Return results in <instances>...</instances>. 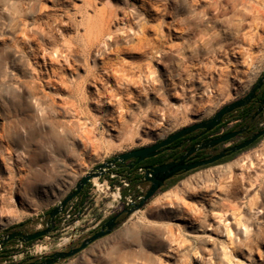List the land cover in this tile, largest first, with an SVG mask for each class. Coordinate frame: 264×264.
<instances>
[{
	"label": "rangeland",
	"instance_id": "rangeland-1",
	"mask_svg": "<svg viewBox=\"0 0 264 264\" xmlns=\"http://www.w3.org/2000/svg\"><path fill=\"white\" fill-rule=\"evenodd\" d=\"M232 6V0H0V135L17 132L24 142L20 149L27 157L39 158L37 169L42 174L36 190L22 196L15 193L16 202L5 194L0 202V235L21 223L25 225L17 229L25 233L43 229L49 210L83 176L120 154L209 119L243 98L264 73V19L249 16L244 22L238 44L254 59L244 85H234L218 74L190 80L199 63L187 50L194 40L190 28L195 27V19L216 9L230 14ZM178 53L185 60L176 68L180 75L171 79L159 62L173 66ZM210 76L216 85L205 92L197 90L199 81L209 83ZM133 79L142 85L131 84ZM114 89L121 93L113 103L97 101L99 93L107 95ZM119 97L122 104L115 101ZM99 119L101 123L94 125ZM88 131H92L90 139L85 137ZM55 136L63 139L62 150L56 147ZM17 149L15 141L0 139V171H6L2 157L10 156L9 151L13 155L7 166L16 171L21 152ZM263 150L264 138L232 159L162 188L145 206L123 218L110 235L57 264H219V250L229 245L239 263L264 264V155L260 161L254 158ZM236 162L244 170L233 167L224 175L231 184L224 219L233 227L235 217H251L258 227L247 236L238 235L245 242L232 246L221 223L219 250L211 248L209 259L205 238L189 237L191 222L178 220L190 217V208L200 205L185 194L175 210L163 194L200 173L216 178L215 169ZM3 173L1 179L9 182V175ZM242 178L245 184H236ZM14 179L18 185L17 176ZM89 184L83 205L78 206L79 198L71 201L51 233L28 247L20 241L9 245L5 251L15 258L7 264L74 248L114 212L131 207L114 200L112 188L106 191ZM257 196L259 202L252 206ZM168 236L180 244L177 255H167L171 253ZM37 246L44 248L39 251ZM239 263L229 258L221 264Z\"/></svg>",
	"mask_w": 264,
	"mask_h": 264
},
{
	"label": "bare ground",
	"instance_id": "bare-ground-1",
	"mask_svg": "<svg viewBox=\"0 0 264 264\" xmlns=\"http://www.w3.org/2000/svg\"><path fill=\"white\" fill-rule=\"evenodd\" d=\"M232 3L233 6L230 14H227V12L223 13L218 9L212 14L206 12L195 19V27L190 28L194 40L187 45V50L190 56L199 60L198 65L194 68L196 73L191 75V81H193L195 77L201 79L204 74H218L226 76L234 85L242 86L246 83L245 78L249 75L253 67L254 59L247 54L245 48L240 46L238 42L242 37L244 22L249 16H253L256 21L264 19V0H232ZM178 58L179 60L174 62L173 66H168L161 61L159 62L169 73L171 79L180 75L176 68H181L185 60L184 56L179 53ZM229 66L233 67L232 71L228 69ZM226 72L227 74H225ZM210 78L211 81L209 83H203L200 80L199 82L201 85L197 90H203V92H205L209 87L215 86V78H213V76H210ZM93 82L97 84L98 79L95 78ZM131 84L137 87L142 85L140 81L134 79ZM234 88L237 89L236 86H234ZM96 91L98 90L96 89ZM120 93L121 90L118 89H114L112 93H107V95L101 96V93H99L97 101L103 102V100H107L109 103H113L114 98L120 96ZM115 101L118 104H122L120 97ZM93 123L94 125L100 124L101 119L94 120ZM91 133L92 131H88L85 137L90 139ZM0 139H7L9 142H11V140L15 141L19 148L17 151L21 150L20 148H24L22 137L17 132L15 133V131L4 132L0 135ZM54 139L56 147L59 150L65 148L63 139L56 136ZM8 153L10 156L2 157L6 166V171L0 172L9 175L7 177L9 182L2 180L0 177V202L4 200L7 192L10 194L11 202H16L14 198L15 193L18 192V194L22 196L27 191L36 190L40 186V179L42 177L41 172L37 169V161L39 160L37 156L27 157L26 153L21 150V152L17 154L16 161L19 163L15 165L16 171H13L7 166V161L12 159L11 156L13 152L9 151ZM263 155L264 150L256 154L254 158L260 161V157ZM233 167L244 170V165L236 162L224 168L215 169L216 178L209 177L207 172L200 173L195 177H189L183 180L177 186L163 194V199L168 202L167 204L170 208L175 210L179 209V202L183 201L182 195L185 194L200 205L198 209L190 208L192 212L190 217H178V220L184 218L191 222V231L188 234L189 237L194 239L201 237L205 238V251L209 259H211L212 256L211 248L219 250L216 242L219 237L223 236L218 231L221 227V223L224 224L226 236L228 240H230L232 246L242 245L245 242V240L241 239L238 235L242 234L247 236L253 228L258 227V224H255L251 217H235V226L233 227H231L228 220L224 219L227 213L223 212L228 206L227 202H229L228 197L230 196L231 188L230 180H228L229 177L226 178L224 175L225 173L231 172ZM15 176H17L18 185L14 179ZM244 181L245 179L242 178V180L237 181L236 184L240 183L244 185ZM1 190L3 192H1ZM112 196L114 200L118 199L117 193H113ZM258 200L259 197L257 196L255 202L251 203L252 206H256L259 202ZM261 205L264 206V192L262 193ZM196 215L200 218H195ZM176 216H179V214ZM192 220H194V222H192ZM262 222L264 223V216ZM167 242L170 245L169 251H171V253L167 255H177L176 249L180 247L179 242L172 236L167 237ZM43 248V246H37V250L39 251ZM231 249L232 247H230V245L228 247H221L218 258L219 264L224 263L225 259L229 258L234 259L238 263L240 262L241 259L239 256L232 252Z\"/></svg>",
	"mask_w": 264,
	"mask_h": 264
},
{
	"label": "water",
	"instance_id": "water-1",
	"mask_svg": "<svg viewBox=\"0 0 264 264\" xmlns=\"http://www.w3.org/2000/svg\"><path fill=\"white\" fill-rule=\"evenodd\" d=\"M264 84V73L260 77V79L257 81L254 88L251 90L250 93H248L243 98L232 102L224 107H222L219 111H217L211 118L206 119L202 122L184 127L175 133L169 135L166 139L162 140L159 143L145 146L139 149H134L129 152L120 154L119 156L114 157L110 162L107 164H102L97 168V171L95 173H88L86 176H83L80 181L76 184L74 190L70 193H68L65 198L59 202L57 206H55L49 213V220L46 224V228L37 230L32 233H23V232H13L10 234L5 235L0 240V246L6 245V243L9 240L19 238L21 242L27 243L31 241L39 240L45 236H47L49 233H51L55 229V219L58 217L65 208L69 205L71 201H73L84 189L85 186H87L90 183V180L94 176H98L104 172L105 168H111L116 163L124 164L126 161L131 159H136V162L134 164H138L141 161L151 158L154 155H156L160 148L166 147L167 145L171 144L175 140L192 133L196 131L197 129H204V132L213 130L223 119V117L231 112H233L236 109L242 108L249 104L252 99L255 97V92ZM240 132H231L228 134H225L217 139H214L210 142H207L203 145H201L198 149H206L214 147L220 143H224L226 141L231 140L236 135H238ZM264 135V129L260 131L259 133L255 134L253 137L248 139L247 141L232 147L229 149V152L235 153L237 151L243 150L247 147H249L251 144L256 142L259 138H261ZM194 150H191L189 152L192 153ZM226 151H223L217 155H214L210 157L207 160L199 161L190 165H181L180 163H169L164 164L155 168H146L145 175L143 177L144 180L152 182L151 187L149 190L145 193V195L141 196L138 199V202H134L131 204V208L126 207L123 209V212L127 214V216L131 215L134 211L141 209L143 206L146 205V203L159 191V189L164 184V179L171 177L175 173L186 170L190 171L193 169H197L199 167L211 165L221 159H223L226 156ZM133 166H130V168ZM121 215V213L113 216L111 219L107 220L100 228L99 231H96L91 236L85 238L78 246L71 248L69 250H63V251H57L55 253L46 255L44 257L38 258L35 261H31L28 263H22V264H57L59 261L66 260L69 258H72L78 254H80L83 250L87 249L91 244L94 242L110 235L113 230L117 226V218Z\"/></svg>",
	"mask_w": 264,
	"mask_h": 264
},
{
	"label": "flooded vegetation",
	"instance_id": "flooded-vegetation-1",
	"mask_svg": "<svg viewBox=\"0 0 264 264\" xmlns=\"http://www.w3.org/2000/svg\"><path fill=\"white\" fill-rule=\"evenodd\" d=\"M256 83L252 86V88L248 91V93L251 92V90L254 88ZM200 122H202V121H200ZM197 123H199V122H197ZM263 129H264V84L261 87V89H259L255 92V97L252 99V101L249 104H247L246 106H244L242 108L236 109L233 112L225 115L223 117L222 121L213 130L204 132V129H197L196 131L189 133V134L175 140L174 142L167 145L166 147L160 148L159 150H157L158 153L156 155H154L151 158H147L138 164H134L136 162V159L128 160L124 164L116 163L114 171H116L117 173H122L125 170H128L132 177H134L136 175H141L143 186L145 188L143 195H145V193L149 190V188L152 185V182L146 181L143 179L145 172H146V168H155V167H158V166H161L164 164H169V163H180L181 165H190V164H193V163H196L199 161L207 160L214 155H217L223 151L228 150L226 152V156L223 159H221V160H219V161H217L211 165L199 167L197 169H193L190 171L181 170V171L175 173L174 175H172L171 177L164 179V181H163L164 184L159 189V190H161L162 188H165L167 186L178 183L185 176L189 175L192 172H195V171L202 169V168H205V167H209V166H213V165L222 163L228 159L234 158L235 156H237L238 154H240L242 152H245L246 150H249L250 148L254 147L259 141H261L264 138V135L258 139L259 141L257 140L256 142H254L249 147H247L243 150L237 151L235 153L229 152L230 148L235 147V146L247 141L248 139L253 137L255 134L262 131ZM231 132H240V133H238V135H236L231 140L226 141L224 143H220L214 147L206 148V149H198L201 145H203L207 142H210L214 139H217V138H219L225 134L231 133ZM167 137L160 139V140H157L153 144L159 143L162 140L166 139ZM153 144H151V145H153ZM140 148H142V147H140ZM137 149H139V148H137ZM191 150H194V151L189 154V152ZM130 166H133V167L130 168ZM139 168H142V170H143L142 174L137 173ZM90 183H91V181H90ZM128 208H131V207H128ZM119 213H121V215L117 218V225H118L121 222V220L127 216V214L125 212H123V209L114 212L107 220L111 219L113 216H115ZM103 224H101V226ZM101 226L98 228L97 231L100 230ZM44 228H46V227H44ZM13 232H23V231L21 229H15V230L8 231V232L0 235V240L5 235L13 233ZM23 233H25V232H23ZM19 241H20L19 238L9 240L6 243V245H4L2 249H0V253H2L4 250H6V248H8L9 245L16 243V242H19ZM21 243L24 245V242H21ZM37 259L38 258H35L34 260H27L26 259L23 262H21L20 264L35 261Z\"/></svg>",
	"mask_w": 264,
	"mask_h": 264
},
{
	"label": "built area",
	"instance_id": "built-area-1",
	"mask_svg": "<svg viewBox=\"0 0 264 264\" xmlns=\"http://www.w3.org/2000/svg\"><path fill=\"white\" fill-rule=\"evenodd\" d=\"M114 168H115V165H113L111 168H108V171H107V169H104V173H102L98 176L92 177V179L90 180L92 183V188L101 186V187L105 188L106 191H110L112 188L114 190V193L118 194V200L119 201L122 200L123 202H126V204L128 206H130V203L131 204L134 203L132 201V199L133 198L135 199V197H134L135 192L133 190H131V191L129 190V193L123 197L121 194V189L122 188L130 189V182L128 180V177L131 176V174L129 173L128 170H125L124 172L119 174L116 171H114ZM137 173L142 174L143 173L142 168H139ZM136 188H137L138 192H140V193L144 192L143 188L140 185H138ZM140 197H138L137 199H139ZM65 212H66V208L59 215V218H61ZM69 217H70V214L68 215V218ZM2 248H3V246H0V249H2ZM12 248L13 247H11L10 249H12ZM11 258H15V256L7 255V253H6V257L4 258V261L1 262L0 264H7L8 262L11 261Z\"/></svg>",
	"mask_w": 264,
	"mask_h": 264
},
{
	"label": "trees",
	"instance_id": "trees-1",
	"mask_svg": "<svg viewBox=\"0 0 264 264\" xmlns=\"http://www.w3.org/2000/svg\"><path fill=\"white\" fill-rule=\"evenodd\" d=\"M259 141V140H258ZM128 180L130 182V189L128 188H122L121 189V194L122 196H126L128 193H129V190H133L135 192L134 194V197L135 199H137L138 197L140 196H143V193H140L137 191V186L140 185V186H143V182H142V176L141 175H136L134 177L132 176H129L128 177ZM89 185L88 184L87 186L84 187L83 191L76 197V198H79V202H78V206L81 207L83 205V203L85 202L86 198H87V193H88V188H89ZM75 198V199H76ZM53 209V208H52ZM50 209L49 212L47 213V216L49 217V213L50 211L52 210ZM57 218V217H56ZM56 221V219H55ZM25 225V223H21L9 230H7L6 232L8 231H11V230H15L17 229L18 227H23ZM95 233V232H94ZM35 241H31V242H27V243H24V247H28L30 246L31 244H33ZM6 251L4 250L2 253H0V263L4 261V258L6 257ZM35 258L34 257H30V258H27V260H34ZM67 260V259H66Z\"/></svg>",
	"mask_w": 264,
	"mask_h": 264
}]
</instances>
